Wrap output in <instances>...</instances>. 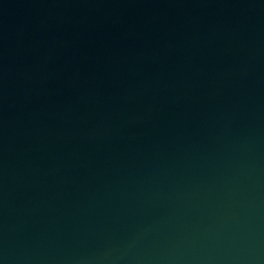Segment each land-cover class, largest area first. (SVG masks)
<instances>
[{"label": "water", "instance_id": "95a60500", "mask_svg": "<svg viewBox=\"0 0 264 264\" xmlns=\"http://www.w3.org/2000/svg\"><path fill=\"white\" fill-rule=\"evenodd\" d=\"M0 264H264V0H0Z\"/></svg>", "mask_w": 264, "mask_h": 264}]
</instances>
